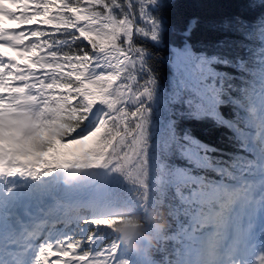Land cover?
Instances as JSON below:
<instances>
[{
  "label": "snow or ice",
  "instance_id": "6c2138e0",
  "mask_svg": "<svg viewBox=\"0 0 264 264\" xmlns=\"http://www.w3.org/2000/svg\"><path fill=\"white\" fill-rule=\"evenodd\" d=\"M178 7L0 0V264H264V13L181 27ZM202 25L241 39L210 52ZM168 32L163 85L137 38ZM151 208L168 227L137 248Z\"/></svg>",
  "mask_w": 264,
  "mask_h": 264
},
{
  "label": "trees",
  "instance_id": "16d2710c",
  "mask_svg": "<svg viewBox=\"0 0 264 264\" xmlns=\"http://www.w3.org/2000/svg\"><path fill=\"white\" fill-rule=\"evenodd\" d=\"M176 2L179 4V7L168 10L167 15L172 24L181 27L190 17L197 15L201 17L215 16L223 18L234 14H244L248 19L252 20L260 13H264V3L259 4V0H176ZM251 3L259 5L254 9L249 8V4ZM137 39L140 46L149 48L159 57L158 60L154 61L158 66V78L161 84L167 85L172 76V69L167 63V56L169 55L168 46L172 43L179 44L180 39L174 33L168 32L164 35L162 46L160 47H154L153 42H150L147 38ZM239 39L241 37L234 32H224L220 29L212 30L203 25L191 37L194 45H206L210 52L220 50L215 46L221 40H225L227 43H234ZM229 71L231 70L229 69ZM181 127L190 128L194 135L207 143L225 149L230 147L228 141L225 139L226 130L215 128L211 123L184 121ZM60 211H63V209ZM164 213L168 219L166 209H164Z\"/></svg>",
  "mask_w": 264,
  "mask_h": 264
},
{
  "label": "clouds",
  "instance_id": "9594fccd",
  "mask_svg": "<svg viewBox=\"0 0 264 264\" xmlns=\"http://www.w3.org/2000/svg\"><path fill=\"white\" fill-rule=\"evenodd\" d=\"M140 219L141 230L132 241L137 248L142 247V242L144 241L155 244L158 235H162L168 227V219L163 208H151Z\"/></svg>",
  "mask_w": 264,
  "mask_h": 264
}]
</instances>
